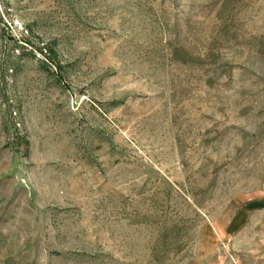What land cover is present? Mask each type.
Returning a JSON list of instances; mask_svg holds the SVG:
<instances>
[{
    "label": "rangeland",
    "instance_id": "obj_1",
    "mask_svg": "<svg viewBox=\"0 0 264 264\" xmlns=\"http://www.w3.org/2000/svg\"><path fill=\"white\" fill-rule=\"evenodd\" d=\"M0 264H264V0H0Z\"/></svg>",
    "mask_w": 264,
    "mask_h": 264
},
{
    "label": "trees",
    "instance_id": "obj_2",
    "mask_svg": "<svg viewBox=\"0 0 264 264\" xmlns=\"http://www.w3.org/2000/svg\"><path fill=\"white\" fill-rule=\"evenodd\" d=\"M45 52H46V54H45ZM40 53L43 54L45 57H51V58H49V60L51 61L50 63H53V66L57 70H60V71L62 70V68H61V66L59 64H57V65L55 64V62H56L55 61L56 54H55V52L52 49H50L49 47H47L46 49L40 50ZM25 143L28 146V143L27 142H25Z\"/></svg>",
    "mask_w": 264,
    "mask_h": 264
}]
</instances>
